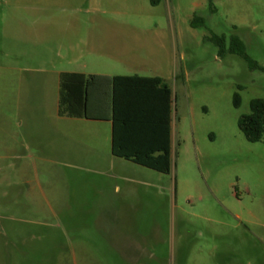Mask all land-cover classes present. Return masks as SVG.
Segmentation results:
<instances>
[{
    "label": "rangeland",
    "instance_id": "rangeland-1",
    "mask_svg": "<svg viewBox=\"0 0 264 264\" xmlns=\"http://www.w3.org/2000/svg\"><path fill=\"white\" fill-rule=\"evenodd\" d=\"M262 69L264 0H0V264H264V136L238 125ZM61 73L162 78L172 172L110 163L111 123L58 116Z\"/></svg>",
    "mask_w": 264,
    "mask_h": 264
},
{
    "label": "trees",
    "instance_id": "trees-1",
    "mask_svg": "<svg viewBox=\"0 0 264 264\" xmlns=\"http://www.w3.org/2000/svg\"><path fill=\"white\" fill-rule=\"evenodd\" d=\"M161 1L151 0V5ZM192 24L203 26L204 21L196 17ZM211 39L224 54L226 38ZM229 52L240 56L250 69L259 68L240 39L231 38ZM234 104L240 106L238 94ZM172 106V90L159 77L60 74L59 116L111 122L113 156L164 174L173 170ZM250 108L238 125L247 141L257 143L264 136V99L252 100Z\"/></svg>",
    "mask_w": 264,
    "mask_h": 264
},
{
    "label": "crops",
    "instance_id": "crops-1",
    "mask_svg": "<svg viewBox=\"0 0 264 264\" xmlns=\"http://www.w3.org/2000/svg\"><path fill=\"white\" fill-rule=\"evenodd\" d=\"M99 1V0H98ZM110 2V1H112V0H100V2ZM134 1H137V3H140L141 4V6L142 7H147V6H152L151 5V0H134ZM96 2H97V0H96ZM161 3H162V1H161ZM161 3L158 5V6H152L153 8H157V7H159L160 5H161ZM85 75H87V74H85ZM88 75H91V74H88ZM103 75H106V74H103ZM110 76V75H109ZM172 110H173V106H172ZM58 116H59V114H58ZM62 120H74V121H76L77 122V124H79V125H81L82 123L81 122H88V123H111V122H109V121H99V120H89V119H84V118H70V117H61V116H59ZM172 123H173V120H172V115H171V143H172V147H173V141H172V139H173V126H172ZM111 125H112V123H111ZM93 131L94 132H96V130L94 129H88L87 130V128L86 129H83V130H78V133L79 134H81L82 136H85V137H87L88 136V138H90L91 136H92V133H93ZM97 133V132H96ZM89 149L91 150L92 149V147L91 146H89ZM111 159H110V163H115V162H117L118 160H120V161H126V160H124V159H120V158H116L115 156H113V154H112V135H111V157H110ZM126 162H130V161H126ZM130 163H133V162H130ZM133 164H135V163H133ZM137 165V164H136Z\"/></svg>",
    "mask_w": 264,
    "mask_h": 264
}]
</instances>
